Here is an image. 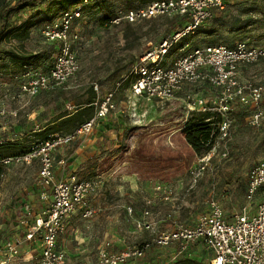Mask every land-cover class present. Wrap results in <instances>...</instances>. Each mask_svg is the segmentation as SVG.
I'll return each instance as SVG.
<instances>
[{"label": "rangeland", "instance_id": "1", "mask_svg": "<svg viewBox=\"0 0 264 264\" xmlns=\"http://www.w3.org/2000/svg\"><path fill=\"white\" fill-rule=\"evenodd\" d=\"M17 1L0 0V4L4 3L9 8ZM51 1L47 0L45 6ZM234 2L231 0V3ZM261 4L264 7V0ZM141 6L137 1L128 0L93 1L86 9L85 17L82 16L72 25V33H78L80 38L73 43L79 71L62 88L40 92L35 97L23 95L21 86L28 81V73L49 72L59 48L46 40L43 28L47 22L59 21L65 9L57 4L52 6L51 11L45 10L35 17L27 40L15 38L16 32L11 34L0 45V143H16L26 149L34 147L42 142L36 133H40L60 113L74 112L77 105L89 99L91 90L96 93V102L109 91L115 92L117 112L108 120L117 121L121 126L118 134L122 136L134 128L136 131L143 129L152 132L173 129L183 118L186 122L192 113L187 108L190 102L188 96L202 99L208 105L217 100L219 93L207 84H201L186 86L178 101L164 104L147 98L130 101L135 65L146 53L157 49L165 39L171 37L182 24L178 18H156L134 25H128L125 21L100 25L103 17L115 18L121 11L139 9ZM71 8L70 4L66 9ZM244 9L239 6L234 15L243 13ZM229 13H217L195 35L172 48L166 60L181 57L196 46L233 47L237 42H246L253 47L264 46V13L255 15V22L237 33L217 27V19L220 16L226 18ZM23 15L28 19L29 14ZM10 21L15 27L21 26L17 14H13ZM186 45L189 47L181 52ZM22 57L26 66L20 69ZM6 79L11 81L5 83ZM239 81L244 85L258 86L264 92V61L242 66ZM95 87L98 89L95 90ZM178 103L183 105V117L171 123L169 120L175 115L170 113L175 112ZM230 117L233 121L230 135L225 139L219 136L211 163L199 173L198 167L201 165L198 160L201 157H197L179 182L166 187L169 195L164 194L165 189L159 194L150 180L123 175L120 167L108 174L97 173V166L105 156L101 143L103 125L108 120L100 122L84 144L75 142L60 149L55 155L56 181H68L76 176L81 180L99 182L97 192L88 198V205L96 211V215L83 219L82 210L79 209L67 219V233L59 245L66 253L65 264H96L105 249L121 253L151 240L154 234L137 227V222L143 218L142 213L150 207L145 204L149 198H154L156 202L152 212L158 233L173 230L175 225L193 227L207 212L205 203L209 199L220 204L227 220L242 214L249 206L254 212L264 202V193L260 192L250 204L246 199V190L250 170L264 161V128H250L246 121L247 111L240 106L233 108ZM109 137L114 142L117 135ZM132 142L135 147L137 140ZM62 159L65 164H60ZM192 170H196L197 177L190 173ZM39 171L38 161L13 163L7 167L0 181V240L24 237L27 229L24 222L28 218L22 211L25 204L29 205V212L33 215L43 214L50 207L52 194L39 187ZM43 192H46L44 199ZM165 195L169 196V201L163 200ZM129 206L133 208L132 214H129ZM10 222L16 225L13 229L7 226ZM68 244L72 245V249L68 248ZM179 251V247L154 249L145 258L128 264H177L182 260L211 263L212 260L211 251L197 243L187 246L181 255Z\"/></svg>", "mask_w": 264, "mask_h": 264}, {"label": "built area", "instance_id": "2", "mask_svg": "<svg viewBox=\"0 0 264 264\" xmlns=\"http://www.w3.org/2000/svg\"><path fill=\"white\" fill-rule=\"evenodd\" d=\"M84 4L89 2L85 0ZM223 9L224 0H161L139 9L119 12L111 24L125 21L134 25L150 19H173L178 16L186 19L183 28L165 39L157 49L146 53L135 65L130 101L147 98L161 104L169 103L177 100L186 86L207 84L219 93L217 100L208 105L202 99L196 100L188 96L190 102L187 103V108L189 112H217L221 116L219 131L223 139L230 135L233 123L230 115L238 104L250 109L246 118L250 128H264L262 88L244 85L239 81L242 66L264 60V46L253 47L246 42H239L234 48L222 45L196 46L181 57L166 63L172 48L195 35L200 27L213 17L215 11ZM82 16V9L78 7L73 11L64 12L59 21L44 26L43 35L46 40L60 44L59 54L48 73H28V81L21 86L23 95L35 97L40 92L60 89L79 71V63L73 53V43L80 38L78 33H72V25ZM188 47L186 45L180 51L185 52ZM97 89L98 87H95V90ZM115 112V92L109 91L103 99L95 103L94 117L80 125L73 133L56 134L50 140L35 146L27 155L3 161L5 166L38 161V185L51 192L52 202L46 212L37 215L30 213L29 205L25 204L22 210L28 217L24 222L27 228L25 235L23 238L0 240V264H22L21 250L25 243H30L37 253L36 258L28 264H65L66 253L60 248L58 238L66 232L67 219L77 210H82L83 219L96 215V211L88 205V198L97 192L99 182L81 180L76 176H72L68 181H56L55 155L68 145L85 141L100 121ZM215 146L210 153L198 160L201 165L198 167L199 173L211 163ZM195 171L190 173L197 177ZM156 191L160 193L163 189L158 187ZM260 192L264 193V161L256 164L249 172L247 201L253 203ZM42 198H46V192L42 193ZM164 200L169 201V196H165ZM146 205L151 206L152 201H147ZM206 207L207 212L193 227L175 225L173 230L160 233L155 231L157 222L154 214L146 209L143 218L137 222V227L141 231H149L154 237L121 253H112L105 249L96 264H128L144 258L154 249L172 247H179L178 254L181 255L187 246L196 243L211 251V264H264V202L258 205L254 212L251 206L246 207L242 214L234 216L231 220L226 219L222 207L215 200H207ZM128 211L129 214L133 212L131 208H128Z\"/></svg>", "mask_w": 264, "mask_h": 264}, {"label": "trees", "instance_id": "3", "mask_svg": "<svg viewBox=\"0 0 264 264\" xmlns=\"http://www.w3.org/2000/svg\"><path fill=\"white\" fill-rule=\"evenodd\" d=\"M84 1L85 0H52L49 5L45 6L47 0H18L15 5L9 8L4 5V3L0 4V45L11 34H15V32V38L18 40L24 41L29 39L30 29L33 26L31 22L33 19L42 15L45 10L48 12L51 11L52 6L57 4L63 6L65 9L61 13V16L64 12L73 11L74 9L81 7L82 15L85 17L86 9L91 6V3L95 0H87L89 4L86 5L84 4ZM128 1H137L142 5L140 7L142 8L161 0ZM233 1L235 2L231 3V0H224V9L214 12L213 17L217 13L230 11L226 18L220 16L217 19V27L219 29L223 28L227 31L237 33L238 31L244 30L245 28H248L250 25H252L255 22V15H261L264 13V7L261 4L263 0ZM70 4L72 5V8L66 9ZM239 6L245 8L243 13L239 15L237 13V15H234L235 12H238ZM13 14L18 15V20H20L21 23L20 27H15V24L10 21V17ZM23 14H29L28 19H25ZM244 16H246V19H244ZM175 18H178L179 21L182 22L180 28L178 29L180 30L185 25L186 19L179 16ZM114 19H116V17L111 19L109 17H103L100 20V25H111V21ZM48 23L51 22H47L45 25ZM203 25L200 27V29L203 27ZM50 43L58 45V48H60V44L58 42ZM223 44H226V42H223ZM235 46L226 47L234 48ZM23 60L24 57L21 58L22 62L19 66L20 69L26 66V62ZM10 81V79L4 80L5 83H9ZM174 101H178V99ZM95 103L96 93L91 90L89 99L85 103L77 105L74 112L70 113L68 111H64L60 113L58 117L48 123L40 131V133H36L38 134L37 136H40L42 141L37 145L50 140L52 138L51 135L54 136V134L58 132H64V134L73 133L80 125L91 120L95 115ZM237 106L245 109V111H247V116L250 114V109L248 107H244L240 104ZM182 109L183 105L178 103L175 107V112L170 113L175 116L169 120V122L172 123L176 118L183 117ZM190 115V119L184 122L183 118L182 121L176 123V126L173 129L165 128L157 131L147 132L143 129L136 131L134 128L124 136L118 134L121 130V126L118 125L117 121L108 120L104 124L105 132L103 133V141L101 143V149L105 156L101 159L97 166V173L99 175L108 174L112 171H116L117 167H120L123 175H135L143 180L157 181L162 184L179 182L183 175L189 171L191 167L190 165L197 157H203L212 151L217 139L220 136V115L211 112H192ZM102 121H105V119ZM112 134L117 135L114 142L109 137V135ZM134 139L137 140V145L135 147L132 146V141ZM34 147L26 149L16 143H0V181L8 167L3 164V161L6 159L23 157L30 153ZM7 226L8 228L13 229L16 225H12L10 222ZM63 235L58 238V243L62 242ZM68 248L72 249L71 244H68ZM177 264L211 263L182 260L180 262L178 261Z\"/></svg>", "mask_w": 264, "mask_h": 264}, {"label": "crops", "instance_id": "4", "mask_svg": "<svg viewBox=\"0 0 264 264\" xmlns=\"http://www.w3.org/2000/svg\"><path fill=\"white\" fill-rule=\"evenodd\" d=\"M168 62H170L169 60H167L166 61V63H168ZM116 102V101H115ZM116 113V112H115ZM115 113H112L109 117H111L113 114H115ZM108 117V118H109ZM108 118H106L105 119V121H107L108 120ZM100 122H104V121H100ZM99 122V123H100ZM99 123L96 125L97 127L99 126ZM96 128V127H95ZM94 128V129H95ZM105 132V130H104V125H103V133ZM92 135H93V133H92ZM91 135V136H92ZM87 140H89V138L88 139H86L85 141H78V142H80L81 143V145L82 144H84L85 142H87ZM102 141H103V136H102ZM61 162L62 163H60V164H65L64 163V160L62 159L61 160ZM58 181H62V180H58ZM150 183H152V184H155V188H154V190H156V188H158V187H160V188H162V189H165V191L166 192H164V194H167V195H169L168 193H167V188L166 187H168V186H171L172 184H175V183H170V184H162V183H160V182H157V181H149ZM160 194V193H159ZM166 196V195H165ZM165 196H163V200H164V198H165ZM146 202L147 201H152V205L149 207V210L152 212L153 211V206H156V202H155V200H154V198H149V199H146L145 200ZM146 202H145V204H146ZM207 202V201H206ZM205 205H206V203H205ZM129 208H132V207H130L129 206ZM133 209V208H132ZM153 214H154V212H152ZM142 215H143V213H142ZM154 216H155V214H154ZM59 245H61L60 243H59ZM72 246V245H71ZM36 250H34V248H33V246L30 244V243H25L24 245H23V248H22V250H21V257H22V259H23V263L22 264H28L30 261H32V260H34L36 257V255H37V253L35 252Z\"/></svg>", "mask_w": 264, "mask_h": 264}]
</instances>
